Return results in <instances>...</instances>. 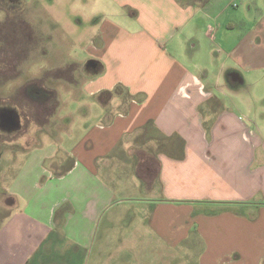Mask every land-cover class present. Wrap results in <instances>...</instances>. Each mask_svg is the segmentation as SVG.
I'll return each instance as SVG.
<instances>
[{
    "label": "crops",
    "instance_id": "crops-1",
    "mask_svg": "<svg viewBox=\"0 0 264 264\" xmlns=\"http://www.w3.org/2000/svg\"><path fill=\"white\" fill-rule=\"evenodd\" d=\"M96 1L91 74L70 75L62 96L67 138L37 134L53 117L15 139L0 131V264L30 262L57 225L87 249L102 223L161 241L166 261L264 264V28L234 34L249 0Z\"/></svg>",
    "mask_w": 264,
    "mask_h": 264
},
{
    "label": "rangeland",
    "instance_id": "rangeland-1",
    "mask_svg": "<svg viewBox=\"0 0 264 264\" xmlns=\"http://www.w3.org/2000/svg\"><path fill=\"white\" fill-rule=\"evenodd\" d=\"M96 2V0H0V21L6 18L8 11L10 24L17 26V23L23 19L36 30V34L40 32V39L34 43L33 51L30 49V52L25 55L27 57L21 58L17 64L21 75H10L9 78L14 79L9 80L7 84L0 82V97L7 96L6 99L0 100V131L3 134L10 132V136L17 134L18 128L21 127L20 122L24 127L31 123L28 132L33 133L38 126L34 122L44 125L47 122V117L51 115L53 125L50 124L47 128L42 126L36 131L37 134L48 133L55 137L67 138L63 128L66 104L62 103V96L64 100L67 98L66 86L69 85L68 79H71V76L77 80L80 78V73H85L88 76L91 74L87 64L90 57H87L84 47L89 42L88 38L96 31V25L98 26L102 22L101 19L104 16L103 7L100 6L99 2ZM248 5L249 9L247 8ZM248 5L244 6L246 13L241 17L243 27L239 26V30L234 34L245 33L256 23H261L259 26L264 28V0H249ZM232 9L235 10L236 7H232ZM11 15H18V17L11 18ZM22 22L19 24L27 27L25 22ZM255 39L257 42L260 41L259 36ZM214 58L216 62L224 59L220 52L214 53ZM64 66H70L72 70ZM50 75L56 77L53 76L54 78L49 79ZM77 83L75 82L72 86L74 90L79 91V84ZM243 88V98L246 99L250 97L251 93L255 94L258 89L255 85ZM18 90H20L18 98L12 97L11 95L17 93ZM22 99L30 101L37 107L34 114L35 118H32L31 114L28 120L26 117V119L22 117L21 111L24 109ZM259 101L257 103L250 99L249 104L253 106L262 105L263 101ZM68 105L74 107L78 105V102L73 98ZM7 116L14 119L11 122L7 121ZM62 118L63 122H61ZM48 119V121L51 120ZM16 122L18 125L12 126ZM58 122L61 124L59 129L55 128ZM81 133L82 129L79 126L78 129L74 128L73 141L76 137H80ZM7 146V144L0 142V155L4 153V148ZM63 151L64 146L61 145L58 160L59 158L65 159L62 155ZM54 162L55 160L52 162L50 160L47 169L54 176H57L59 169L54 166ZM8 163L7 156H5L1 159L0 169ZM68 165L69 161H66L65 169H68ZM4 197L5 193L0 189V205ZM20 208L24 210L23 207ZM0 212L6 213L7 211L0 206ZM56 213L58 216L59 211L57 210ZM127 228V225L119 223L112 226L111 230H107L105 224L102 223L99 229L98 226L96 227L86 249L66 240L64 235H58L61 226L57 225L55 230L50 233V237L47 236L46 239L41 240L37 251L30 258V262L27 261L26 264H173L170 262L171 260L176 264L181 263L178 260L180 258L171 257L166 261L164 258L155 255L168 250V247L161 241L155 238L143 240L136 234L133 235L131 232L125 231ZM102 244H105L103 250L100 247ZM118 244V248L121 249L115 251L114 254L111 253ZM146 252L153 254V256H145ZM196 259V257H186L184 264H197Z\"/></svg>",
    "mask_w": 264,
    "mask_h": 264
},
{
    "label": "flooded vegetation",
    "instance_id": "flooded-vegetation-1",
    "mask_svg": "<svg viewBox=\"0 0 264 264\" xmlns=\"http://www.w3.org/2000/svg\"><path fill=\"white\" fill-rule=\"evenodd\" d=\"M6 18L0 21V80L5 81L9 79V76H19L21 75V71L17 64H19V60L23 57H27L30 52V49L33 47L36 40L40 39V32L36 34V30L28 24L23 19L20 20L16 25L10 24V17L8 15V11L6 12ZM9 17V18H8ZM18 17V15H11V18ZM23 21V22H22ZM17 22V21H14ZM26 24L27 27L20 25L19 23ZM37 35V36H36ZM39 47V46H38ZM24 104V109H22L21 114L24 119L30 117L35 118V113L37 111V107L34 106L30 101H26L22 99ZM47 117V122L48 118ZM26 117V118H25ZM35 121V120H34ZM40 125L39 122H34ZM31 123H28V126H22V129L17 133L20 137L24 135L30 134L28 129ZM17 134H13L10 138H16Z\"/></svg>",
    "mask_w": 264,
    "mask_h": 264
},
{
    "label": "water",
    "instance_id": "water-1",
    "mask_svg": "<svg viewBox=\"0 0 264 264\" xmlns=\"http://www.w3.org/2000/svg\"><path fill=\"white\" fill-rule=\"evenodd\" d=\"M94 60V59H93ZM97 65H95V68L93 69V73H96L97 72V67H96ZM7 118H8V120L7 121H10L11 122V120L12 119H14V118H12V117H9V116H7ZM18 125V122H16V123H14L12 126H17Z\"/></svg>",
    "mask_w": 264,
    "mask_h": 264
}]
</instances>
